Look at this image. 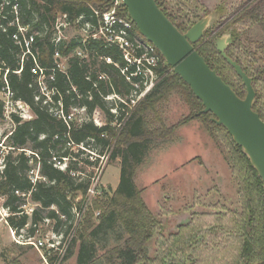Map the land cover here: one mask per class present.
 <instances>
[{
  "label": "trees",
  "instance_id": "trees-1",
  "mask_svg": "<svg viewBox=\"0 0 264 264\" xmlns=\"http://www.w3.org/2000/svg\"><path fill=\"white\" fill-rule=\"evenodd\" d=\"M156 2L168 16L162 0ZM111 6L112 0H0V92L8 87L13 94V102L27 105L34 115L33 119L25 121L12 114L14 127L0 140V199L8 213L6 224L18 235L30 225L27 235L33 237L49 220L54 223V233L70 234L75 221L74 211L82 210L92 184L93 173L88 174V171L97 166V162L83 156L87 151L90 155L98 151L100 156L111 152V161L120 159L119 184L112 195L105 193L102 201V195L99 196L94 206L88 208L75 230L64 263L75 256L77 264H140L148 260V242L159 225L136 185L138 170L160 141L164 142L179 127L198 119L212 135L214 131L223 133L246 207L256 209L253 215L256 232L250 238L246 233L237 264H264L263 183L242 148L235 144L224 127L212 121L214 116L211 113L197 115L204 109L203 104L196 99L190 87L165 66L163 57L155 69L157 82L145 98L133 111L122 104L119 113L113 114L112 107L108 105L111 103H107L105 98L116 94L124 100L129 99L135 90L134 84L140 83L143 77L138 76L133 78V82H128L122 74L127 63L121 52L106 46L103 40L91 38L85 43L82 38L54 41L60 18L84 30L87 24L97 25L94 10L105 12ZM120 12L132 21L125 8L120 7ZM228 20L231 23L226 29L231 31L234 41L227 49L228 56L254 82L262 80L264 68H256V54L249 46L243 45L242 39L244 35L248 37L255 27L264 34V0L249 1L235 10ZM172 22L183 32L181 25ZM249 23L253 26H248ZM133 24V38L149 43ZM236 25L248 29H233ZM18 26L28 27L29 33L36 34L32 52L38 65L45 70L48 88L55 91L51 96L52 102L41 94L38 76L32 73L35 66L33 57L22 62L23 50L13 40ZM201 42L195 45L198 52L228 85L233 86L236 94L244 98L246 89L235 70L213 44L209 52L199 48ZM79 48L85 49L87 61L75 54ZM259 48L264 51V44ZM56 54L66 59V71L57 67ZM107 58H111L113 63L108 64ZM226 67L238 79L240 88L225 77ZM136 69L135 66L129 67L132 73ZM97 71L107 74L108 82H99ZM51 76L53 80L49 79ZM175 94L182 98L192 114L185 121L168 127L164 123L162 105ZM83 108L88 117L100 110L110 123L100 127L90 120L79 123L75 117L69 119L73 115L71 111ZM60 110L64 117L57 114ZM254 111L264 121V106L255 103ZM116 120L121 123V129L111 125ZM5 121V103L0 100V126ZM58 164H65V170ZM32 171H38L36 181L32 179ZM28 198L35 206L31 216L24 209ZM96 211L100 213L98 217ZM188 235L193 240V236L202 233L191 231ZM234 261L233 257L225 264Z\"/></svg>",
  "mask_w": 264,
  "mask_h": 264
},
{
  "label": "rangeland",
  "instance_id": "rangeland-1",
  "mask_svg": "<svg viewBox=\"0 0 264 264\" xmlns=\"http://www.w3.org/2000/svg\"><path fill=\"white\" fill-rule=\"evenodd\" d=\"M249 1L162 0L171 21L181 25L183 33L199 21L210 19L199 46L209 52L211 44L216 48L217 41L222 38L227 39L228 48L232 45L231 31L226 29L231 23L228 18ZM233 29L246 31L248 28L236 25ZM263 35L262 30L255 27L248 37L244 35L242 39L243 45L249 46L256 54V68L260 69L264 68V51L259 48L264 44ZM62 36L71 40L82 38L84 33L77 26H64ZM224 75L231 84L240 88L238 79L229 68L224 69ZM253 85L257 94L255 103L264 106V75L262 80L253 81ZM229 86L234 89L232 85ZM0 98L6 100L4 95H0ZM135 107L130 110L133 111ZM162 110L164 123L168 127L185 121L192 114L187 104L176 94L162 105ZM71 113L75 114V120L79 123L87 120L97 126L110 123L100 110L90 117L81 111ZM12 114L16 113L6 114V121L0 126V140L14 127ZM111 125L121 129V123L113 122ZM229 152L223 133L214 131L212 135L198 119L182 125L174 135L164 142L160 141L152 149L145 164L138 170L136 185L159 226L148 242V260L140 264H225L233 257L234 263L228 264L239 262L246 233L250 238L256 232L253 225L256 209L246 207L242 186L234 174ZM90 154L87 151L83 157L97 162V166L89 169L88 174L93 173L92 180L96 181V191L100 193L99 196L102 195V201L104 194L112 195L119 184L120 159L111 161V152L105 156L98 155V151ZM58 167L65 170L66 165L58 164ZM99 196L91 200L90 206H94ZM27 200L30 202L29 209L34 208L30 199ZM3 203L0 199V264H39V254L33 246H21L13 241L5 223L8 213ZM78 223L79 218L76 217L71 231ZM191 231L201 232L202 235L193 236V240H190L188 234ZM52 233L54 223H46L40 227L37 237H51ZM58 235L67 236L64 232ZM63 264H77L76 256Z\"/></svg>",
  "mask_w": 264,
  "mask_h": 264
},
{
  "label": "water",
  "instance_id": "water-1",
  "mask_svg": "<svg viewBox=\"0 0 264 264\" xmlns=\"http://www.w3.org/2000/svg\"><path fill=\"white\" fill-rule=\"evenodd\" d=\"M119 2L135 23L139 33L161 54L165 66L186 83L204 109L197 114L211 113L218 126L224 127L235 144L242 148L258 173L264 188V121L254 111L256 91L253 79L227 54V39L217 41L216 49L235 70L246 89L240 98L195 45L205 35L210 19L205 18L188 32H181L158 6L156 0H112Z\"/></svg>",
  "mask_w": 264,
  "mask_h": 264
},
{
  "label": "built area",
  "instance_id": "built-area-1",
  "mask_svg": "<svg viewBox=\"0 0 264 264\" xmlns=\"http://www.w3.org/2000/svg\"><path fill=\"white\" fill-rule=\"evenodd\" d=\"M120 7H122V5L119 2H112V6L109 7L105 12L94 10L95 16L98 20L97 25L87 24L85 26V29L82 30L84 33V36L82 37L83 43L91 38L95 40H103L106 46L115 47L121 52L125 62L127 63V67L122 69V74L126 76L128 82H133V78L135 77H143L140 83L134 84L135 90L129 99L124 100L116 94L110 95L105 98L107 102H114L111 103L113 104L111 108V112L113 114H117L122 104L127 106L129 109H132L145 98V96L152 90L155 83L157 82L155 69L159 66L160 62H162V56H160L158 50L152 44H146L141 40L133 38L132 33H134V24L132 21L128 20L121 14ZM75 24H77V22ZM64 26L71 25L63 21V18L62 21H60L59 19L56 26L58 33L54 39L56 43L60 42L62 39L66 40L62 36L63 31L61 30V28H64ZM35 39L36 34L29 33V28L24 26H18V32L13 36V40L23 50L22 62L27 57H33L35 66L32 69V73L38 76V84L41 89V94L46 97L47 101L52 102L51 96L52 94H55V91L48 88L46 84L47 78L45 70L38 65L32 52V47L35 43ZM139 53H141L140 56L137 55ZM75 54L83 61H87L88 59V55L83 48L77 49ZM55 59L58 60L57 67L62 71H66V59L62 58L59 54H56ZM106 62L108 64H112L113 60L111 58H107ZM130 66H135L137 68L134 73L130 72ZM6 73H8V71H6ZM87 78L88 80H90V75H88ZM49 79L53 80L54 78L51 76ZM97 80L99 82H108L109 77L104 72L97 71ZM95 87L97 86L95 85ZM0 95H4L6 97V100L0 98V100L5 103L6 114L15 112L25 121L32 119L30 108L22 103H14L13 94L8 87L3 89V91L0 92ZM59 105L62 109L61 103H59ZM18 111H21V113L19 114ZM27 111L28 113H26ZM79 111L85 112L86 109L83 108L74 110V112L77 113ZM57 114H59L61 117H64V113L62 110H60ZM72 117H75V114L69 117V119H71ZM116 122L118 121L116 120ZM98 126L101 127L100 124ZM31 176L32 179L36 181L39 178L38 171H32ZM91 181L92 184L88 191L87 198L82 210L74 211L75 218H79V223L77 226H79L81 220L84 217V214L90 207L92 202L91 200L95 196L100 195V193L96 191V181L94 179ZM17 194L19 195L18 192ZM29 203L30 202H28L27 206H24V209L26 213L31 216L34 208L29 209ZM99 215V212L96 213V217H98ZM50 222L51 221L49 220L46 221V223ZM29 226L30 225L26 226L25 230H21L19 235L17 234V232L10 230L13 241L21 246H33L39 254V264H63L77 226L75 228L73 227L71 233L66 237H64L63 235L52 233L51 237L47 236L41 238L37 237L38 235L29 237L26 231Z\"/></svg>",
  "mask_w": 264,
  "mask_h": 264
},
{
  "label": "crops",
  "instance_id": "crops-1",
  "mask_svg": "<svg viewBox=\"0 0 264 264\" xmlns=\"http://www.w3.org/2000/svg\"><path fill=\"white\" fill-rule=\"evenodd\" d=\"M31 115H32V119H33V116H34V115H33V113H32V112H31ZM5 223H6V222H5ZM7 226H8V225H7ZM8 229H9V227H8ZM9 231H10V229H9Z\"/></svg>",
  "mask_w": 264,
  "mask_h": 264
}]
</instances>
